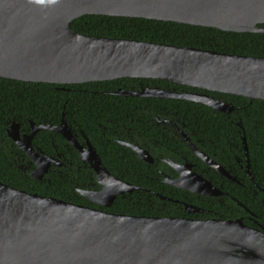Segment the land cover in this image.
<instances>
[{
    "label": "water",
    "instance_id": "95a60500",
    "mask_svg": "<svg viewBox=\"0 0 264 264\" xmlns=\"http://www.w3.org/2000/svg\"><path fill=\"white\" fill-rule=\"evenodd\" d=\"M85 15L264 34V0H0V78L63 86L159 79L264 101V58L83 35L71 23ZM112 94L187 100L228 114L234 110L199 92L143 87ZM18 124L13 121L8 135L34 163L31 177L36 180L57 162L33 147L39 131L58 133L77 147L64 113L56 126L31 122V133L22 137ZM243 142L249 161L244 136ZM130 146L143 162H154L147 152ZM77 149L101 187L78 192L97 207L110 209L118 196L141 188L112 175L88 140L87 147L78 144ZM172 164L180 178L166 176V183L193 194L219 195L191 164ZM100 208L28 193L0 181V264H264V233L240 219L133 216ZM186 208L203 212L190 204Z\"/></svg>",
    "mask_w": 264,
    "mask_h": 264
},
{
    "label": "trees",
    "instance_id": "16d2710c",
    "mask_svg": "<svg viewBox=\"0 0 264 264\" xmlns=\"http://www.w3.org/2000/svg\"><path fill=\"white\" fill-rule=\"evenodd\" d=\"M264 27V25H263ZM71 28L77 33L96 37L118 38L163 45L190 47L229 55L264 58V34L235 33L136 17L85 15L75 19ZM155 87L177 92L205 93L234 107L230 115L215 111L207 105L180 99L123 97L112 93L120 88L138 90ZM155 106L160 117H174L198 126L209 140L226 146V138L241 146L246 139L251 164L264 167V101L242 96L200 90L159 79L122 78L105 82L74 85L23 82L0 78V181L28 193L54 197L89 207H97L82 196L78 189L100 190L96 176L87 163L79 160L75 150L58 133L39 131L33 139L34 147L44 154L60 156L63 164L53 167L43 177H31L34 165L8 137L7 129L15 121L23 131L35 124L58 125L65 112L69 125L84 132L97 151L103 166L115 177L141 187L118 196L110 209L116 214L146 217H179L180 213L163 214L159 204L149 196L148 189L157 171L132 155L129 149L114 142L120 130L147 125L150 117L143 115L137 105ZM236 123V126L234 123ZM240 124V125H239ZM145 128V127H143ZM68 148L73 156H69ZM160 177V176H159ZM158 191H162L160 188ZM176 189L173 190L175 197ZM165 193V192H164ZM191 203H199L193 195ZM234 207L237 208L235 205Z\"/></svg>",
    "mask_w": 264,
    "mask_h": 264
},
{
    "label": "flooded vegetation",
    "instance_id": "af4514ba",
    "mask_svg": "<svg viewBox=\"0 0 264 264\" xmlns=\"http://www.w3.org/2000/svg\"><path fill=\"white\" fill-rule=\"evenodd\" d=\"M145 87L149 86L146 85ZM141 88L143 87H140L137 91L141 90ZM137 109L143 115L147 114L150 117V120L146 122L147 125L141 128L136 126L135 128L124 127L118 135L115 131V135L119 138L114 140V142L129 149L130 153L138 158L139 152L133 150L130 145L137 146L141 150L140 153L145 151L151 156L154 162L150 165H153L158 173L155 180L159 181V184L153 183L151 187L148 189L143 188V190L148 191L149 196L152 195L154 197V204H159L163 214L180 213L181 216L179 218L197 220L214 218L240 219L245 225L264 233V167L251 164L249 154V161H247L243 136H241V146L236 144L235 140L232 141L228 138H226V146L218 144L216 140L215 142L209 140L207 143L206 137L200 132L199 127L194 126L189 121L167 117L165 113H163L164 117H160L156 113L155 106L150 104L137 105ZM63 113L65 114V112ZM226 114L230 115L231 113ZM233 123L236 126V123ZM18 125L21 137L31 133V126L29 131H23L21 124L19 123ZM10 126L7 129V135ZM68 126L77 142V147L78 144L87 147V140L89 142L90 140L84 132L77 126L75 128L69 124ZM8 137L10 138L9 135ZM68 144L71 145L69 142ZM71 146L80 160L81 153L77 147ZM34 148L40 150L36 147ZM68 150L71 152L69 156H73L74 153H72L71 149L68 148ZM41 153L43 152L41 151ZM201 154L210 158L222 170L208 165L200 156ZM60 156L54 157L50 155L51 158L57 161L52 164L51 169L64 165ZM170 161L174 164H191L192 170L204 180L211 182L218 190L219 195L209 197L193 194L166 183V176L172 180L180 178L179 172ZM159 188L162 191H158L157 189ZM175 189L176 196L173 197L172 194ZM191 195L196 197L199 203L188 202V200H193ZM187 204L195 206L203 212H188ZM234 205L239 209H236Z\"/></svg>",
    "mask_w": 264,
    "mask_h": 264
}]
</instances>
